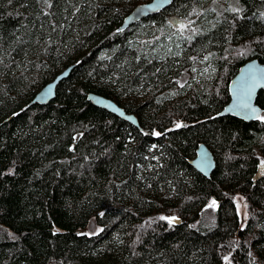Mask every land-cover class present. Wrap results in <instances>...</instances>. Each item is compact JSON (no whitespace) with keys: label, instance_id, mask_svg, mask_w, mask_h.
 <instances>
[{"label":"trees","instance_id":"16d2710c","mask_svg":"<svg viewBox=\"0 0 264 264\" xmlns=\"http://www.w3.org/2000/svg\"><path fill=\"white\" fill-rule=\"evenodd\" d=\"M144 1L0 0V264H264V118L220 114L240 65L264 62V0L198 28L179 19L207 0H172L117 31ZM256 102L264 113V90ZM200 143L209 177L190 163Z\"/></svg>","mask_w":264,"mask_h":264},{"label":"water","instance_id":"95a60500","mask_svg":"<svg viewBox=\"0 0 264 264\" xmlns=\"http://www.w3.org/2000/svg\"><path fill=\"white\" fill-rule=\"evenodd\" d=\"M171 2L172 0H148L136 4L123 17L117 31L124 30L135 22L160 12L169 6ZM73 65L67 66L58 72L53 79L45 83L34 94L30 104H46L52 100L55 97L56 85L60 80L68 76ZM261 90H264V62L256 58H251L240 65L237 72L230 80V99L223 107L220 114L232 115L245 121L259 119L262 109L256 102V98ZM87 99L92 104L104 108L138 126L135 114L126 112L124 108L118 105L114 100L92 92L87 94ZM190 163L197 171L209 177L211 171L215 167L216 161L211 150L204 143H200L196 149L195 156L190 159ZM262 166H264L263 163L258 164L257 170L252 178L253 181H256L262 175L260 172ZM214 203L215 202L211 201L208 205H213ZM169 217H175L176 219L173 222L176 224L180 223V218L178 216L171 215Z\"/></svg>","mask_w":264,"mask_h":264},{"label":"rangeland","instance_id":"374dc122","mask_svg":"<svg viewBox=\"0 0 264 264\" xmlns=\"http://www.w3.org/2000/svg\"><path fill=\"white\" fill-rule=\"evenodd\" d=\"M205 6H206L205 7L206 8V13H204L201 16L200 20H196L197 19L196 15H193L191 17H183V18L179 19L180 26L183 25L184 27H192V28H196L197 27L198 28L197 22L201 21L203 16H205L206 14L217 13V12H220V11H222L224 9H226V10H229V9L237 10L238 9L237 0H207ZM261 117L264 118V113L261 114ZM263 161H264V159L262 160V158H260V162L259 163H263V165H264ZM262 167H261L262 169H261L260 172L262 174H264V166H262ZM233 199L235 201V205H236L237 211L239 213L240 221H241V223H243L245 221L246 211H247V206H246L245 200H244L243 196L239 195V194L234 195ZM216 205H217V203H216ZM92 222H94L93 218L90 220V222L86 226L85 232L93 233V232H97V231H99L101 229V227H99V225L98 226L96 225L97 226L96 227ZM225 261L229 264V262L227 260H225Z\"/></svg>","mask_w":264,"mask_h":264},{"label":"snow or ice","instance_id":"6c2138e0","mask_svg":"<svg viewBox=\"0 0 264 264\" xmlns=\"http://www.w3.org/2000/svg\"><path fill=\"white\" fill-rule=\"evenodd\" d=\"M234 11H238V10H235ZM183 27V25H182ZM181 125L177 124V127H180ZM156 135H159V133H156ZM160 219H166L169 221V223L171 224L176 218L175 217H160ZM228 258L225 257V260H227Z\"/></svg>","mask_w":264,"mask_h":264},{"label":"flooded vegetation","instance_id":"af4514ba","mask_svg":"<svg viewBox=\"0 0 264 264\" xmlns=\"http://www.w3.org/2000/svg\"><path fill=\"white\" fill-rule=\"evenodd\" d=\"M262 168H263V167H262ZM262 168H261V169H262Z\"/></svg>","mask_w":264,"mask_h":264}]
</instances>
